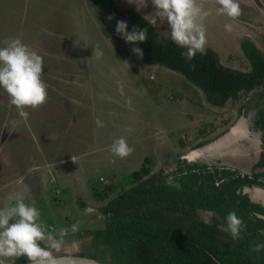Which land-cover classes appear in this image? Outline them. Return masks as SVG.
Masks as SVG:
<instances>
[{"label": "rangeland", "instance_id": "obj_1", "mask_svg": "<svg viewBox=\"0 0 264 264\" xmlns=\"http://www.w3.org/2000/svg\"><path fill=\"white\" fill-rule=\"evenodd\" d=\"M116 2L137 9L160 36L171 38L152 0ZM198 2L209 12L206 46L223 65L250 70L240 43L249 38L264 52V0H237L241 15L235 19L218 14L215 0ZM118 20L126 21L92 0H0V47L18 38L42 56L47 90L46 103L25 109L24 119L0 88V209L22 196L58 239L66 229L54 256L84 254L109 263L107 241L95 234L104 226L101 209L131 185L132 173L144 162L165 182L172 176L180 184L192 164L250 173L264 150L256 124L264 84L225 106L214 105L181 73L132 53L140 42L121 39ZM126 22L128 31L140 30ZM94 47L102 57L93 56ZM97 119L103 127L96 126ZM121 137L133 149L123 159L111 151ZM169 168L174 170L165 175ZM256 187L261 186H244L242 192L255 200ZM209 212L199 210V218L212 223ZM24 262L26 257H17L12 264Z\"/></svg>", "mask_w": 264, "mask_h": 264}, {"label": "trees", "instance_id": "obj_2", "mask_svg": "<svg viewBox=\"0 0 264 264\" xmlns=\"http://www.w3.org/2000/svg\"><path fill=\"white\" fill-rule=\"evenodd\" d=\"M92 1L100 10L134 23L140 30L147 29L148 39L139 43L140 59L181 73L214 105L225 106L264 84V52L249 38L240 43L250 62L248 71L223 65L208 46L205 55L197 53L187 61L182 55L186 49L160 36L137 9L123 8L116 0ZM256 124L264 141V108ZM189 167L177 189L144 162L132 173L131 185L103 205L104 226L95 234L106 239L110 264H264V248L252 251L264 244V204L242 192L244 186L264 184V150L250 173L231 168L209 170V166L197 164ZM201 209L214 213L212 223L199 218ZM229 212L243 222L238 239L222 230Z\"/></svg>", "mask_w": 264, "mask_h": 264}, {"label": "clouds", "instance_id": "obj_3", "mask_svg": "<svg viewBox=\"0 0 264 264\" xmlns=\"http://www.w3.org/2000/svg\"><path fill=\"white\" fill-rule=\"evenodd\" d=\"M215 3L220 6L217 9L218 14L232 19L241 15L237 0H215ZM152 4L156 17L162 22H167L172 42L186 49L182 55L187 61H192L197 53L206 54L204 20L209 12L205 11L203 3L198 0H152ZM108 19L111 20L112 17ZM225 30L230 32L232 26L226 24ZM115 31L121 39L130 44L148 39L147 29L137 30L134 26L132 31H128V24L123 20L117 21ZM5 45L0 47V88L8 94L9 102L16 107L18 115L27 119L29 112L25 109H37L47 101L46 85L41 79L44 72L43 57L29 49L18 38L6 40ZM131 51L138 57H143V51L139 47H134ZM93 56L100 58L103 52L94 47ZM191 67L195 69L194 64ZM95 123L97 127H103V122L99 119ZM111 151L123 159L129 156L133 149L121 137L113 143ZM173 170L174 168L165 169V175ZM166 183L177 189L180 187L172 176H168ZM85 211L91 212L92 209ZM208 215L214 213L209 212ZM40 216L39 210L26 204L22 196L17 198L13 206L0 209V264H12L17 257H26L30 264H57L53 251L60 250L63 235L67 230L62 229L58 239L39 222ZM225 219L227 226L222 230L230 233L233 239L240 238L244 227L242 220L235 212H229ZM77 230L78 226L73 225L72 231ZM262 248L264 244H258L252 251L259 252Z\"/></svg>", "mask_w": 264, "mask_h": 264}, {"label": "water", "instance_id": "obj_4", "mask_svg": "<svg viewBox=\"0 0 264 264\" xmlns=\"http://www.w3.org/2000/svg\"><path fill=\"white\" fill-rule=\"evenodd\" d=\"M254 191L257 194V197L264 201V188L256 187ZM55 257L57 258V261L62 264H109L101 260L82 255H62ZM22 264H30V262H24Z\"/></svg>", "mask_w": 264, "mask_h": 264}, {"label": "flooded vegetation", "instance_id": "obj_5", "mask_svg": "<svg viewBox=\"0 0 264 264\" xmlns=\"http://www.w3.org/2000/svg\"><path fill=\"white\" fill-rule=\"evenodd\" d=\"M258 186H261L262 188H264V184L262 185H258ZM257 197V195H255V200L257 199V201H261V203H264V201L263 200H261V199H259V198H256Z\"/></svg>", "mask_w": 264, "mask_h": 264}, {"label": "crops", "instance_id": "obj_6", "mask_svg": "<svg viewBox=\"0 0 264 264\" xmlns=\"http://www.w3.org/2000/svg\"><path fill=\"white\" fill-rule=\"evenodd\" d=\"M256 44V43H255ZM260 48V47H259ZM261 49V48H260ZM197 154H196V156H198V155H201V154H199V152H196ZM186 157V156H185ZM256 162V161H255Z\"/></svg>", "mask_w": 264, "mask_h": 264}, {"label": "bare ground", "instance_id": "obj_7", "mask_svg": "<svg viewBox=\"0 0 264 264\" xmlns=\"http://www.w3.org/2000/svg\"><path fill=\"white\" fill-rule=\"evenodd\" d=\"M57 264H62L61 262L57 261Z\"/></svg>", "mask_w": 264, "mask_h": 264}]
</instances>
